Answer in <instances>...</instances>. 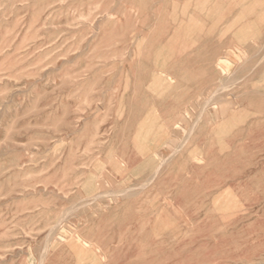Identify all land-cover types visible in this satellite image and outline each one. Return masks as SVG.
Instances as JSON below:
<instances>
[{
	"label": "rangeland",
	"instance_id": "374dc122",
	"mask_svg": "<svg viewBox=\"0 0 264 264\" xmlns=\"http://www.w3.org/2000/svg\"><path fill=\"white\" fill-rule=\"evenodd\" d=\"M0 264H264V0H0Z\"/></svg>",
	"mask_w": 264,
	"mask_h": 264
},
{
	"label": "bare ground",
	"instance_id": "6f19581e",
	"mask_svg": "<svg viewBox=\"0 0 264 264\" xmlns=\"http://www.w3.org/2000/svg\"><path fill=\"white\" fill-rule=\"evenodd\" d=\"M84 85V84H83ZM188 136V135H187ZM163 162H164V160H163ZM164 164V163H163Z\"/></svg>",
	"mask_w": 264,
	"mask_h": 264
}]
</instances>
